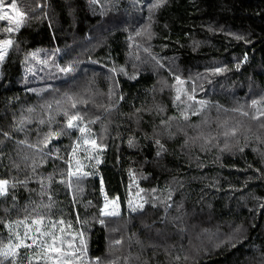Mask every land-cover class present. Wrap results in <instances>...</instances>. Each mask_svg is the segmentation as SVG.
<instances>
[{"label":"trees","instance_id":"trees-1","mask_svg":"<svg viewBox=\"0 0 264 264\" xmlns=\"http://www.w3.org/2000/svg\"><path fill=\"white\" fill-rule=\"evenodd\" d=\"M0 6V264H264V0Z\"/></svg>","mask_w":264,"mask_h":264},{"label":"rangeland","instance_id":"rangeland-1","mask_svg":"<svg viewBox=\"0 0 264 264\" xmlns=\"http://www.w3.org/2000/svg\"><path fill=\"white\" fill-rule=\"evenodd\" d=\"M157 6V5H156ZM2 6H0V16H3V17H5V16H7V14H4V12H1V10L2 11H4L3 9V7L1 8ZM12 8H14L15 9V7L12 5L11 6ZM156 8V7H155ZM173 63H175V61H173ZM172 63V64H173ZM169 68H173V66H171V65H169ZM170 69V70H171ZM170 90H171V98H173L174 99V102H176L177 101V103H183V101H182V99H184L183 97L185 96V95H181V93H186V92H188V91H186V86H185V82H183V80L181 79V78H178L177 76L173 79V82L171 83V85H170ZM220 91V93H218L217 95H223V96H225V98L226 99H230V96H229V94H227V93H225L224 91H226V90H219ZM227 91H229V90H227ZM196 93H199V91H197ZM195 93V94H196ZM188 97H191V95H187ZM202 103V102H201ZM200 117H202V118H205L211 125L212 124H214V121H215V118H210V117H206V115H205V112H203V113H201L200 114ZM224 123H226V122H224ZM248 131L249 132H254V133H258V132H260V128L258 127V126H248ZM236 133V132H235ZM234 133V134H235ZM211 138H215L216 136L215 135H211L210 136ZM216 140L219 142V140H221V134L219 133L218 135H217V137H216ZM218 142H216L217 144L216 145H219V143ZM5 190H6V183L4 182V181H1L0 180V195H2V194H4L5 193ZM112 205H113V212H116V213H118V212H120L121 210H120V208H119V206L118 205H116L115 203H112ZM182 211V210H181ZM179 216V213H178V211H175V213H174V217L175 218H177ZM174 218L173 217H170V218H168V220H167V223H165V230H161V231H159L157 234H156V236H165L166 235V233L168 232V230L171 228V226L173 225L172 224V220H173ZM226 238V240H229L228 239V237H225ZM162 239V238H161ZM159 240H160V238H159ZM212 244V243H211ZM211 244H209V245H207V246H210Z\"/></svg>","mask_w":264,"mask_h":264}]
</instances>
